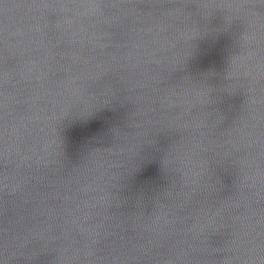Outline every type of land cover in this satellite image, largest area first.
Returning a JSON list of instances; mask_svg holds the SVG:
<instances>
[{
	"label": "water",
	"instance_id": "1",
	"mask_svg": "<svg viewBox=\"0 0 264 264\" xmlns=\"http://www.w3.org/2000/svg\"><path fill=\"white\" fill-rule=\"evenodd\" d=\"M51 2L0 0V242L43 236L27 264L219 262L264 215L262 0H105L118 20L68 31Z\"/></svg>",
	"mask_w": 264,
	"mask_h": 264
},
{
	"label": "clouds",
	"instance_id": "2",
	"mask_svg": "<svg viewBox=\"0 0 264 264\" xmlns=\"http://www.w3.org/2000/svg\"><path fill=\"white\" fill-rule=\"evenodd\" d=\"M264 4V0H262ZM7 7V6H6ZM38 10L46 11L47 13H55L57 16L55 27L63 31H68L75 25L82 24L84 21L101 23H110L111 20H118L120 18V11H124L125 5L117 2H105V0H53L51 3H44L35 6ZM231 7V6H229ZM249 9L256 8V5H249ZM105 9L119 10L111 18L105 17ZM172 9H167L162 15H171ZM137 14H143L137 12ZM257 13L250 11L249 15H256ZM7 40V37H6ZM252 89L247 90V94L252 93ZM255 119V117H253ZM258 125L252 124L249 135H257V139L261 138V133L257 131ZM180 131V129H177ZM4 135V157L5 161H8L9 149H8V125L5 120ZM85 155L82 159L81 166L88 167L93 162V155L87 152V146H85ZM166 161V158H162V163ZM131 174V173H129ZM241 184H245L251 177L249 176L246 168L241 162L240 167ZM118 197H113L116 200ZM156 222H159V217L156 218ZM227 227V225H225ZM194 230V229H193ZM44 238L38 234L29 233L26 236H14L11 235L8 228L4 230V237L0 242V264H27V262L34 261L37 258L38 249L31 248L30 245L36 241H42ZM196 240L193 237V242ZM46 245H41V249ZM56 253V260L58 264H71V261L79 260L78 255L68 256L65 249H52ZM197 251V248L189 246L188 250H181L177 253L175 260L187 262L190 252ZM220 251L225 253L222 259L214 264H264V215L257 217L255 224L251 227V231L243 233V236L235 230L230 234V237L225 241L223 248L213 249L210 254ZM94 255V253H86V256ZM129 259H135L134 256H129ZM119 260V257H114V264ZM169 264H174L172 260Z\"/></svg>",
	"mask_w": 264,
	"mask_h": 264
}]
</instances>
